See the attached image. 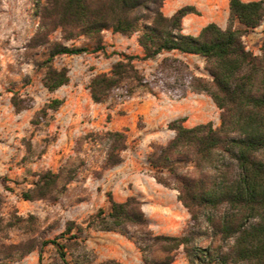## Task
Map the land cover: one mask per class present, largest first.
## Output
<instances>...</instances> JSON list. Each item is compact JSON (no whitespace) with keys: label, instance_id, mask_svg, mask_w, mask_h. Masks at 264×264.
Instances as JSON below:
<instances>
[{"label":"trees","instance_id":"obj_1","mask_svg":"<svg viewBox=\"0 0 264 264\" xmlns=\"http://www.w3.org/2000/svg\"><path fill=\"white\" fill-rule=\"evenodd\" d=\"M164 1L35 0L38 26L28 45L49 48L40 64L41 84L48 92L69 82L68 69L53 66L55 57L102 53L118 59L108 71L90 78L87 89L95 104L125 101L139 90L153 95L157 89L175 100L188 92L212 100L219 110V125L207 122L186 127L185 117L174 119L167 123L173 138L165 146L152 145L147 157L152 178L177 191V200L189 214L184 234L153 235L139 200L130 196L116 202L108 193L109 210L99 209L84 227L67 222L57 238L29 241L23 247L0 244V264L40 251L47 244L54 246L57 254L53 264H69L70 251L79 247L84 231L124 235L127 228H134L144 237L142 241H149L143 247L136 242L142 255L155 246L164 255V264L179 248L188 264H264V38L259 54L242 41L246 32L261 25L264 0H229L226 27L209 23L196 36L183 34L181 26L185 15L198 14L195 8L183 6L167 17L161 11ZM104 31L135 35L141 54H106ZM79 39L85 43L77 46L74 42ZM173 52L200 57L208 77L196 76L180 58L169 55ZM158 56L163 57L148 76L135 65V61L156 60ZM20 102L12 96L16 112L26 108ZM61 104L62 100L52 99L36 117ZM106 136L110 145L104 166L110 168L122 162L126 135L114 131ZM60 176V172L49 170L40 173L32 187L21 193L22 199H57L62 193ZM201 240L207 243L201 245ZM143 262L148 263L145 255ZM98 264L121 263L110 259Z\"/></svg>","mask_w":264,"mask_h":264},{"label":"rangeland","instance_id":"obj_2","mask_svg":"<svg viewBox=\"0 0 264 264\" xmlns=\"http://www.w3.org/2000/svg\"><path fill=\"white\" fill-rule=\"evenodd\" d=\"M173 2L178 4V0ZM37 26L35 0H0V244L23 247L29 241L57 238L67 222L84 227L99 209L109 210L108 193L116 202L130 196L139 200L153 235H183L189 214L177 200V191L164 188L152 178L147 157L152 145L165 146L170 140L166 131L170 118L185 117L186 127L207 122L217 126L219 110L204 94L188 92L175 100L159 89L153 95L139 90L125 101L95 104L87 89L90 78L108 71L118 59L117 55L106 58L102 53L55 57L53 66L66 67L69 82L48 92L41 84L40 64L49 48L28 45ZM263 31L264 19L256 30L242 37L246 48L255 54H259ZM83 43V39L74 42L77 46ZM102 43L106 54H141L135 35L104 31ZM169 55L180 58L196 76L208 77L200 57L177 56L175 52ZM162 57L135 61V65L148 76ZM12 96L26 108L16 112ZM52 99H60L62 104L36 117V112ZM114 131L125 132L126 149L120 153V164L105 168L110 145L106 133ZM47 170L61 173L58 186L62 193L58 198L22 199L21 193ZM142 239L134 228H127L124 235L86 230L79 247L70 251L69 264H98L110 259L121 264H144V255L147 264H164V255L155 246L141 254L136 242L142 247L149 243ZM199 243L205 245L207 241ZM169 257L168 264H188L182 248ZM56 261L54 246L47 244L8 264Z\"/></svg>","mask_w":264,"mask_h":264},{"label":"crops","instance_id":"obj_3","mask_svg":"<svg viewBox=\"0 0 264 264\" xmlns=\"http://www.w3.org/2000/svg\"><path fill=\"white\" fill-rule=\"evenodd\" d=\"M173 1L174 0H171L170 2L169 0L164 1L161 8V11L164 16L167 17L171 16L177 9L183 6H192L198 12V14H192V13L187 14L182 18L181 26H182L183 34L196 36L199 33V31L209 23H214L222 29H224L227 25V20L229 16V11H228L229 0H184V1L178 0V4L176 2L174 3ZM241 1L250 2L257 0H241ZM176 54L177 56L182 55L178 53ZM185 56L193 57L194 55H185ZM207 98L210 100L211 106L215 110H218L214 105V103L212 102V100L209 97ZM176 117L177 116L170 118L166 123L172 121L171 119L174 118L177 119ZM187 127H192V126L188 125ZM166 131L170 134L169 135L171 136L170 139L173 138L174 132L168 130L167 126H166Z\"/></svg>","mask_w":264,"mask_h":264}]
</instances>
